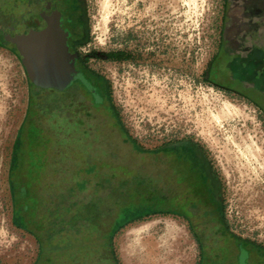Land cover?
Returning a JSON list of instances; mask_svg holds the SVG:
<instances>
[{
  "label": "rangeland",
  "instance_id": "rangeland-1",
  "mask_svg": "<svg viewBox=\"0 0 264 264\" xmlns=\"http://www.w3.org/2000/svg\"><path fill=\"white\" fill-rule=\"evenodd\" d=\"M224 1L84 0L88 23L81 55L95 73L94 86L105 90L99 115L109 135L102 146L99 138L60 139V168L56 173L48 167L45 185L57 184L50 193L59 191L77 222L43 244L16 219L12 162L17 141H27L34 103L22 55L3 37L0 264H197L187 221L166 213L171 207L154 198L163 193H153L144 175L147 169L155 175L152 154L180 150L183 142H192L216 172L227 227L264 248V103L207 77L220 72ZM18 4L13 16L20 19ZM256 46L264 48V39ZM117 51L126 58H103ZM24 158L15 174L19 180ZM82 181L83 189L77 184Z\"/></svg>",
  "mask_w": 264,
  "mask_h": 264
},
{
  "label": "flooded vegetation",
  "instance_id": "flooded-vegetation-1",
  "mask_svg": "<svg viewBox=\"0 0 264 264\" xmlns=\"http://www.w3.org/2000/svg\"><path fill=\"white\" fill-rule=\"evenodd\" d=\"M17 3L22 6L20 20L13 16ZM224 4L220 72L210 78L207 72V77L213 83L224 82L221 84L226 89L234 87L236 92H247L256 103H264V48L256 46L257 41L264 39V0H225ZM87 23L84 0H0V42L5 37L15 44L21 29L28 28L26 38L37 43L30 50L31 69L37 77L34 81L29 79L35 107L25 127L30 141L26 149L33 154L44 150L50 159L61 153L51 137L47 138L51 142L40 148L38 138L32 136L42 133L43 118L35 113L38 103L58 109L61 138H99L101 146L108 138L109 130L99 115V100H105V95L94 86L95 73L81 55ZM53 91L59 95L56 100L47 98L48 92ZM160 151L152 154L154 159L150 157L155 178L150 175L151 169L144 175L154 184L150 185L153 193H163L154 198L169 204L173 215L187 221L197 248V264H264V248L227 227L220 180L197 147L186 154L177 148L169 155ZM48 179L46 174L39 180L37 174L31 185L45 186ZM50 184L57 186L53 180Z\"/></svg>",
  "mask_w": 264,
  "mask_h": 264
},
{
  "label": "trees",
  "instance_id": "trees-1",
  "mask_svg": "<svg viewBox=\"0 0 264 264\" xmlns=\"http://www.w3.org/2000/svg\"><path fill=\"white\" fill-rule=\"evenodd\" d=\"M126 53L124 51H117L115 53H108L103 55V58L110 61H121L126 57ZM100 91L105 95V90L100 89ZM36 104V103H35ZM35 107V106H33ZM36 114L43 118V122L40 123V128L42 133L36 134L35 136L38 138L37 145L40 148L45 146V142H48L46 134L49 133L53 128H56L55 133L52 135V139L56 141L57 147H60L59 141L61 139L58 134L60 133V126L58 120V109L55 107H44L42 104H36ZM49 115L50 119L47 120L46 116ZM27 136V134H25ZM50 138V137H49ZM24 140V139H23ZM34 140V138H32ZM23 143V144H22ZM27 144H30L29 138L27 137V141H17L16 150L17 152L14 154L13 162H12V179H11V187L13 189V197L15 201V206L17 209V221L18 225L25 229H29L30 233L38 240L41 244L43 242H49L58 234H61L69 229L70 226L76 224V217L72 214V208L70 206L64 205L65 203L58 198L59 191L54 194L51 193L49 195L47 191L59 189V187L47 184L42 185L40 183L38 186H32L31 184L34 182L38 174V179H42L48 173V167L51 166V172L58 173L60 168L59 156L61 153H56L53 158L48 159L44 155V152L38 151L37 153H32L29 149H26ZM25 146V148H24ZM191 148H196V146L192 142H183L181 143V153H188ZM173 149L176 147H168L166 149L161 150L160 152L163 155H169ZM155 152L154 154H156ZM25 157L24 160L26 162V168L22 175V180L16 178V171L21 167V158ZM57 159V160H56ZM60 163V164H59ZM54 170H53V168ZM20 171V170H19ZM21 176V175H19ZM24 180V181H23ZM81 189H83L84 182L77 183ZM37 189V190H34ZM70 190V188H69ZM45 192V194L43 193ZM160 204H166L165 202H160ZM169 205V204H168ZM170 206V205H169ZM166 213H172L171 209ZM81 220V218H80ZM47 223V224H46ZM44 240L43 242L41 240ZM43 250V246H41ZM55 250V249H54ZM55 250L53 252H56ZM48 252V249L45 250Z\"/></svg>",
  "mask_w": 264,
  "mask_h": 264
},
{
  "label": "water",
  "instance_id": "water-1",
  "mask_svg": "<svg viewBox=\"0 0 264 264\" xmlns=\"http://www.w3.org/2000/svg\"><path fill=\"white\" fill-rule=\"evenodd\" d=\"M27 31H28V28H22L21 29V32L23 34L21 32L18 34L17 40L15 41L16 42L15 45H16V48L18 49V51L20 52V54L22 55L23 65L25 66V69L27 71L28 78L31 81H34L37 76L34 72H32V69H31L32 68L31 57H33V56H32V52L30 50H31V47L37 43H34L33 41L26 38V36L28 34ZM39 76H40V74H39ZM41 81L42 80L40 79V81H39L40 85H42Z\"/></svg>",
  "mask_w": 264,
  "mask_h": 264
},
{
  "label": "crops",
  "instance_id": "crops-1",
  "mask_svg": "<svg viewBox=\"0 0 264 264\" xmlns=\"http://www.w3.org/2000/svg\"><path fill=\"white\" fill-rule=\"evenodd\" d=\"M5 34V33H4ZM8 36V35H7Z\"/></svg>",
  "mask_w": 264,
  "mask_h": 264
},
{
  "label": "bare ground",
  "instance_id": "bare-ground-1",
  "mask_svg": "<svg viewBox=\"0 0 264 264\" xmlns=\"http://www.w3.org/2000/svg\"><path fill=\"white\" fill-rule=\"evenodd\" d=\"M136 256V255H135Z\"/></svg>",
  "mask_w": 264,
  "mask_h": 264
}]
</instances>
